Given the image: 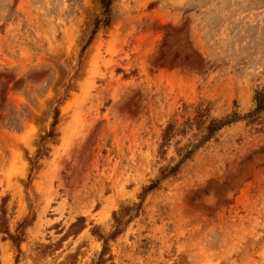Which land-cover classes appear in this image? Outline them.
I'll list each match as a JSON object with an SVG mask.
<instances>
[{"label":"rangeland","instance_id":"1","mask_svg":"<svg viewBox=\"0 0 264 264\" xmlns=\"http://www.w3.org/2000/svg\"><path fill=\"white\" fill-rule=\"evenodd\" d=\"M108 16L81 51L100 0H0V211L20 232H0V264H264V114L142 195L198 133L162 153L168 122L253 108L264 0H112Z\"/></svg>","mask_w":264,"mask_h":264},{"label":"trees","instance_id":"2","mask_svg":"<svg viewBox=\"0 0 264 264\" xmlns=\"http://www.w3.org/2000/svg\"><path fill=\"white\" fill-rule=\"evenodd\" d=\"M111 2L112 0H100L102 6V13L104 14V17L96 21L91 31V34L89 35L88 39L82 46L81 51H83L92 40L94 33L96 32L98 26L100 25L99 24L100 22L104 26L108 25V21H109L108 15L110 11ZM168 35L169 33L167 32L163 42L160 45V50H159L160 56L164 54L163 47L167 44ZM253 101H254L253 108L244 114H240L238 111L232 110L231 112L226 113L220 117H210L208 115V111H209L208 108H197L193 110V115L187 118L184 121V123L180 125H177L175 122H171V121L168 122L166 126L163 128L161 133V142L159 144V151L162 153L165 150L164 147H166L169 144L170 140L175 135L177 134L183 135L185 134L186 131L192 129L193 126L196 127L198 133L192 134V138L187 143H184L183 145L176 147L175 149L176 157L172 158V164H168L159 170L156 179L151 181V183L143 189L142 195H145L148 191L157 188L162 180L177 175L181 169V166L186 161L191 159L194 156V154L197 152V150L201 148L207 141L213 138L215 134L223 127L229 126L233 123L242 120H245L248 123L256 122L257 120H259V118L264 114V89H256L254 91ZM58 114H59V110L55 108L53 113V120L51 122V128L41 137L40 139L41 143L37 148L35 155L33 156V158L29 159V163H30L29 174H28L29 178L32 171L35 168H37L38 159L46 154V149L43 145V141L45 140L46 137H50L54 134L53 128L57 123ZM128 213L129 210L127 207L121 208L119 215L114 216L116 223H120L123 217L128 215ZM0 232L7 233V235L11 238V240L15 244H17L20 241V232L17 234L8 233L6 227L5 215L2 210L0 211ZM98 236L100 239L103 240V242H105V238L101 234H98ZM105 251H106V246L103 245L101 254H104Z\"/></svg>","mask_w":264,"mask_h":264}]
</instances>
